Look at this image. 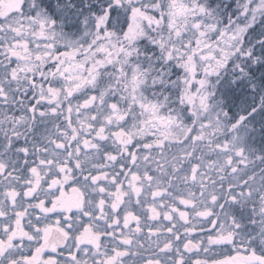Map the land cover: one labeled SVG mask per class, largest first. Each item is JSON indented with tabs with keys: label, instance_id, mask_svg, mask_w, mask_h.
<instances>
[{
	"label": "snow or ice",
	"instance_id": "6c2138e0",
	"mask_svg": "<svg viewBox=\"0 0 264 264\" xmlns=\"http://www.w3.org/2000/svg\"><path fill=\"white\" fill-rule=\"evenodd\" d=\"M0 264H264V0H0Z\"/></svg>",
	"mask_w": 264,
	"mask_h": 264
}]
</instances>
